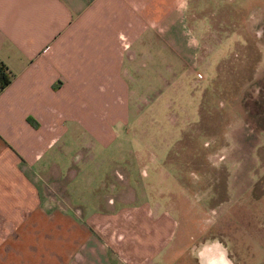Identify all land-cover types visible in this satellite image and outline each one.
I'll list each match as a JSON object with an SVG mask.
<instances>
[{
	"label": "crops",
	"instance_id": "crops-1",
	"mask_svg": "<svg viewBox=\"0 0 264 264\" xmlns=\"http://www.w3.org/2000/svg\"><path fill=\"white\" fill-rule=\"evenodd\" d=\"M190 1L0 0V58L13 75L0 91V264L191 262L173 246L182 241L173 238V208L141 200L68 214L24 169L47 161L71 126L93 133L128 123L130 81L147 66L136 58L151 45L171 47L194 80L201 43L188 23ZM178 66L167 62L174 77ZM193 253L192 264H237L218 238Z\"/></svg>",
	"mask_w": 264,
	"mask_h": 264
},
{
	"label": "rangeland",
	"instance_id": "rangeland-1",
	"mask_svg": "<svg viewBox=\"0 0 264 264\" xmlns=\"http://www.w3.org/2000/svg\"><path fill=\"white\" fill-rule=\"evenodd\" d=\"M263 21L264 0H191L188 23L201 43L194 80L171 47L148 46L136 58L146 72L130 81L128 123L93 133L71 126L47 161L24 165L44 200L77 216L156 200L175 210L182 241L173 246L189 251V264L212 237L233 262L264 264Z\"/></svg>",
	"mask_w": 264,
	"mask_h": 264
},
{
	"label": "trees",
	"instance_id": "trees-1",
	"mask_svg": "<svg viewBox=\"0 0 264 264\" xmlns=\"http://www.w3.org/2000/svg\"><path fill=\"white\" fill-rule=\"evenodd\" d=\"M11 81V72L5 62L0 58V91Z\"/></svg>",
	"mask_w": 264,
	"mask_h": 264
}]
</instances>
